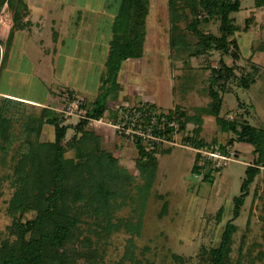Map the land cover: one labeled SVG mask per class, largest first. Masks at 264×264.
Segmentation results:
<instances>
[{"label":"rangeland","instance_id":"1","mask_svg":"<svg viewBox=\"0 0 264 264\" xmlns=\"http://www.w3.org/2000/svg\"><path fill=\"white\" fill-rule=\"evenodd\" d=\"M42 1L43 10L48 8L55 12L59 5L66 6L63 14L67 18L63 22L68 19L72 22L71 27L75 24V34L68 37L60 32L58 42L55 31L60 30V22L46 19L44 16L49 14L46 11L37 10L34 16L30 14L25 22H32V26L16 33L13 54L0 73V94L49 106L54 105L48 102L54 99V92L71 88L92 103L99 96L101 82L107 77L106 62L121 0H76L74 5L67 3L73 0ZM79 2L84 6L80 8ZM241 3V10L231 15L238 27L231 40L237 41L240 51V60L234 62L229 55L223 56L217 51L199 57L190 56L195 48L182 54L171 52L169 0H151L146 21L145 56L122 64L120 81L124 82L126 96L124 101L118 98L110 102L105 117L110 119L116 107L123 103L137 105L135 96L139 89L141 97L137 99L155 104L156 112L181 107L190 116L202 119L201 126L193 121L187 123L179 138L181 146L190 144L188 139L193 137L204 140L208 145L215 141L229 145V141H236L238 136L222 132L215 116L207 114L211 107L208 95L210 75L223 58L229 66L236 64L238 67L237 79L230 83L229 93L222 94L221 116L264 131V4L262 0H241ZM89 10L93 11L94 17L88 19L85 15ZM57 13L61 16L62 12L59 10ZM182 26L186 27L185 24ZM11 27L9 12L1 13L0 41H5ZM220 27V21L212 19L201 28L207 34L221 36ZM81 30L91 32V37L81 39L78 36ZM192 39V43L196 42L194 37ZM1 48L4 50L3 44ZM245 74L255 78L249 89L239 87L240 77ZM68 91L65 89L62 94ZM128 94L132 97H127ZM11 108L18 119L12 124V141L6 146L7 152H0V177L3 181L0 189V246L7 239L15 240L8 230L15 218L8 209L16 190L14 167L26 150L23 120L31 115L39 117L44 109L29 104H13ZM63 121L64 125L72 127L67 134L68 142L76 136L73 127L79 120L63 118ZM199 128L200 137L196 132ZM88 130L97 132L102 149L118 158L120 166L135 176L136 185H143L137 169L135 145L109 126L91 124ZM54 135V127L45 124L40 142H54ZM181 146L164 147L163 150L169 149L171 154L157 156V177L144 210L140 235L131 236L122 229L93 246L101 253L103 264H208L207 253L219 245L225 223L233 218V202L241 194L245 171L255 159L254 148L236 143L233 147L238 160L214 172V180L210 183L194 175L192 170L198 159L191 149ZM66 156L74 158L75 152L70 149ZM135 186L134 194L137 192ZM165 205L166 210L163 209ZM136 208L135 204L130 207L127 204L117 215L123 219L134 217ZM240 212L241 216L235 222L237 232L232 237L231 252L225 264H264V170L252 184ZM34 216V213H28L22 222L32 220ZM91 238L97 242L94 235ZM130 246L133 256H130ZM71 260L72 264H86L84 254L78 252L71 253Z\"/></svg>","mask_w":264,"mask_h":264},{"label":"trees","instance_id":"2","mask_svg":"<svg viewBox=\"0 0 264 264\" xmlns=\"http://www.w3.org/2000/svg\"><path fill=\"white\" fill-rule=\"evenodd\" d=\"M262 1L264 4V0ZM26 2L0 0V14L7 9L12 21L7 38L0 41V73L8 63L16 33L32 26V22H25L31 14ZM241 6V0H169L171 52L182 54L195 48L191 57L217 51L223 56L229 55L234 62L239 61L238 43L231 40L238 27L234 25L231 15L239 12ZM150 9L151 0H121L106 62L107 77L103 79L102 92L97 99L92 103L84 101L81 107L84 111L83 118L73 127L76 136L67 142V134L72 127L64 125L63 117L49 108H44L39 117L31 115L23 120L26 150L14 167L16 190L8 209L15 218L8 228L15 240L7 239L1 243L0 264H72V252L84 254L86 264H103L101 253L93 248L103 238L107 239L112 233L122 229L131 236L140 235L144 210L157 177V156L171 154V150L158 148L149 154L142 143L135 144L138 151L137 169L143 181V185L139 186L136 185L135 176L120 166L118 158L102 149L101 138L95 131L88 130V127L93 121L105 117L110 101L118 100V79L122 64L130 59L144 58L146 21ZM212 19L220 21L221 36L207 34L201 28ZM193 37L196 39L194 43ZM237 67L236 64L229 66L221 58L219 66L212 69L208 88L211 107L207 114L215 116L222 132L238 136L236 141H229L230 146L236 143L252 146L255 159L247 167L241 194L233 202V218L225 223L219 245L207 253L208 264H225L228 260L232 237L237 232L235 222L241 216V208L250 194L252 184L264 170V131L257 130L248 123L229 121L221 116L222 94H228L230 83L237 79ZM253 83L255 78L251 74L241 75L239 87L249 89ZM69 93L74 94L71 91ZM13 104L25 103L0 97L1 153L7 152L6 146L12 141V124L18 119L12 113ZM144 106L150 107V111L157 110L153 104ZM115 117L116 114L113 113L111 118ZM174 117L181 133L186 130L189 121L196 122L199 126L203 124L200 117L190 116L181 107L168 111V120L172 121ZM45 124L54 127V142H40ZM196 132L200 137L201 129ZM188 140L197 147L208 145L202 139L193 137ZM70 149L75 152L74 158L66 156ZM192 171L194 175L199 174L197 161ZM214 172L219 171L207 169L203 180L211 183ZM2 184L0 177V189ZM134 186L137 190L135 194ZM127 204L128 207L133 204L137 206L133 211L135 216L127 219L118 217V212ZM163 209L166 210V205ZM28 213H34V219L22 222ZM83 226L86 228H82ZM92 235L97 238L96 243L92 240ZM130 242L133 245V241ZM130 256H133L132 246Z\"/></svg>","mask_w":264,"mask_h":264},{"label":"built area","instance_id":"3","mask_svg":"<svg viewBox=\"0 0 264 264\" xmlns=\"http://www.w3.org/2000/svg\"><path fill=\"white\" fill-rule=\"evenodd\" d=\"M63 108L60 113L66 119H82L84 111L82 106L84 99L76 94L65 92L62 96ZM115 119L106 117L93 121L92 124L109 126L115 129L119 135L134 145L142 143L147 153H153L158 148L181 146L179 138V123L176 117L172 121L167 118L168 112L150 111V107L142 105L132 106L124 103L118 105L114 110ZM191 149L197 157L199 174L196 177L203 180L207 169L221 171L230 163L238 160L233 146L212 143L197 147L193 144L181 146Z\"/></svg>","mask_w":264,"mask_h":264},{"label":"crops","instance_id":"4","mask_svg":"<svg viewBox=\"0 0 264 264\" xmlns=\"http://www.w3.org/2000/svg\"><path fill=\"white\" fill-rule=\"evenodd\" d=\"M27 2L26 3H28V5H29V8H30V12H31V14H33V16L34 15H36V14H34V13H36L37 12V10H41L42 12H45L46 11V13H49V14H47V15H49V16H44L46 19H50V21L51 22H53V23H55V22H57V23H59L60 22V30L58 31V32H56L55 31V38H57V40H58V42H59V40H60V32L62 33V32H64L66 35H68V37H70V36H72L73 34H75V32H74V30H76V26L74 27V25H72V27L70 26V23H72V22H69V20L68 19H66V20H64V22H63V19H65V18H67V16L66 15H64L63 13H64V10H63V8L65 9V7L66 6H62V5H59V10L62 12L61 13V16H63V17H61V16H58L57 14V12H59V10H57V11H55V12H53V11H51V10H48V8L46 9V10H43L42 9V7H43V1L42 0H26ZM74 1H76V0H73V1H70V2H67L69 5L70 4H73L74 5ZM60 3V2H59ZM62 3V2H61ZM76 3V2H75ZM78 4V6L81 8L82 6H84V4H82L81 2H79V3H77ZM37 8V9H36ZM8 10L7 9H4V12H7ZM48 11V12H47ZM56 15V16H55ZM80 15H83L82 13H80ZM55 16V19L53 18ZM85 16H87L88 17V19L90 18V17H92L93 16V11L92 10H89L88 11V13L85 15ZM81 17V16H80ZM94 17V16H93ZM96 17V16H95ZM66 21V22H65ZM67 23H69V24H67ZM22 31V30H21ZM21 31H19V32H21ZM82 32L80 33V35L78 34V36H80V38L81 39H87V38H89V37H91V35H92V33L91 32H86L85 30H81ZM19 32H17V33H19ZM22 32H24V31H22ZM62 36V35H61ZM64 36H62V38H63ZM58 42L56 43V44H58ZM63 43V42H62ZM12 54H13V47H12V49H11V51H10V53H9V58H11L10 56H12ZM108 54H109V52H108ZM9 60V59H8ZM130 60H133V59H130ZM140 60V59H139ZM135 61H138V60H135ZM129 62V61H128ZM120 78H121V76H120V74H119V79H118V81H119V84H120V90L118 91V97L117 98H119V100H123L124 101V96H126V95H124V82H121L120 81ZM102 85H103V82H101V85H100V88H99V94L102 92L101 91V87H102ZM65 89H68L69 91H71V92H73L74 94H76V95H78L79 97H81V98H83L84 100L85 99H87V98H85L84 96H82V95H80L76 90H74V89H71V88H64V89H62V90H59L58 92H54L53 93V95H54V99H49L50 101H48V102H51V104L53 103L54 105H49V106H46V105H40L37 101H33V100H29V99H22V98H19V97H14L13 95H10V94H0V97H2V98H7V99H11V100H15V101H19V102H23V103H25V104H29V105H32V106H36V105H38V106H41V107H43V108H49V109H52V110H55V111H58V112H60V110L63 108V100H62V96H63V94H62V92L65 90ZM68 91V92H69ZM137 92V95L135 96V99H136V103H137V105H142V104H152L151 102H148V101H145V100H142L141 98V100H138L137 98L138 97H141V95L139 94V89H137L136 90ZM127 94V93H126ZM132 97V94H128L127 95V97ZM97 99V98H96ZM95 99V100H96ZM94 100V101H95ZM110 102H112V101H110ZM140 103V104H139ZM133 105V104H132ZM136 104H134V106H137ZM153 105H155V104H153ZM171 109V108H170ZM97 125V124H96ZM97 133V132H96ZM236 147H237V145H236Z\"/></svg>","mask_w":264,"mask_h":264}]
</instances>
